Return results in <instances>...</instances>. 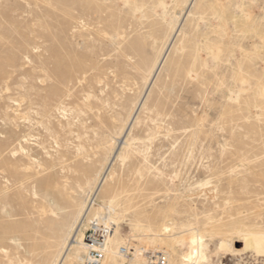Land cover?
Segmentation results:
<instances>
[{
  "label": "rangeland",
  "instance_id": "1",
  "mask_svg": "<svg viewBox=\"0 0 264 264\" xmlns=\"http://www.w3.org/2000/svg\"><path fill=\"white\" fill-rule=\"evenodd\" d=\"M92 196L116 250L264 264V0H0V264H55Z\"/></svg>",
  "mask_w": 264,
  "mask_h": 264
},
{
  "label": "bare ground",
  "instance_id": "2",
  "mask_svg": "<svg viewBox=\"0 0 264 264\" xmlns=\"http://www.w3.org/2000/svg\"><path fill=\"white\" fill-rule=\"evenodd\" d=\"M160 5H162L165 9L167 8V5L164 1H161ZM157 66L158 63L155 65V68ZM130 126H131V121H129L125 127L126 133L130 129ZM125 131L122 134L123 136H120L112 143L113 148L117 146L123 147L125 145L126 143V140H124L126 136ZM116 154L117 153L112 155L111 162ZM89 202L90 203L85 209V212L83 213L82 217L80 219H77V221H75L70 234L67 235L64 250L60 253L57 262H55V264H63L67 253L69 252V250H71L72 247H77L78 249H85L86 253L84 255V258L89 254L90 246L85 241L84 234L80 233V229L83 224L84 217L87 214V210L89 209L90 206H93V203L95 204L94 196L91 197ZM111 208H112V201L110 205L106 207L108 212H102L97 217V219H99V222L102 221L105 222L106 224H109L111 226V229L113 230L114 222L110 221V214H109ZM182 232L183 233L178 235L171 234V228L169 227V225H164L162 227V233L154 234V236L152 237V239H154L155 242L159 243L155 247L134 245L135 246L134 248L129 244H127L120 246L116 250L115 248H112L110 245L112 241V237H111L112 231H111V234L109 235L106 242L104 258L101 260L99 264H104L107 255H115L125 261H129L130 264H149L151 254H156L157 252H161V251L167 254L170 264H204L208 260L206 247L203 241L204 235L195 233L190 229L188 230L183 229ZM165 234L170 237V251L172 252L173 258L171 257V253L169 250L161 249L162 244H165L162 242V240L164 239L162 238V236ZM124 246L128 248V252L126 253L122 251V247ZM130 254L131 256H128ZM83 263H84V259H83ZM115 264H120V263L115 262Z\"/></svg>",
  "mask_w": 264,
  "mask_h": 264
},
{
  "label": "built area",
  "instance_id": "3",
  "mask_svg": "<svg viewBox=\"0 0 264 264\" xmlns=\"http://www.w3.org/2000/svg\"><path fill=\"white\" fill-rule=\"evenodd\" d=\"M111 226L105 222L95 219L85 235V241L90 246L89 254L85 256V264H99L104 258L106 242L111 234ZM123 252H128L127 247H122ZM149 264H170L167 254L163 251L151 254Z\"/></svg>",
  "mask_w": 264,
  "mask_h": 264
}]
</instances>
